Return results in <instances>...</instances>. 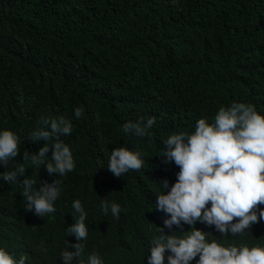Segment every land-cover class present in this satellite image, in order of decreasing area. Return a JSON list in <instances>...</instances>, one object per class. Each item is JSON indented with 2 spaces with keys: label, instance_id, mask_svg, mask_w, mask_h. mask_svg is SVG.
<instances>
[{
  "label": "trees",
  "instance_id": "16d2710c",
  "mask_svg": "<svg viewBox=\"0 0 264 264\" xmlns=\"http://www.w3.org/2000/svg\"><path fill=\"white\" fill-rule=\"evenodd\" d=\"M233 102L264 116V0H0V131L19 137L20 152L0 163V174L26 169L12 183L0 176V248L17 260L26 256V264H63L65 241L78 243L67 233L77 199L87 213L85 264L93 252L104 264H148L154 236L193 227L223 246L264 247V220L243 235L222 236L199 221L165 227L170 216L157 208V195L170 192L179 172L163 162L164 141L194 132L199 119L214 123L219 108ZM59 117L73 125L60 137L75 162L64 176L23 157L48 143L51 160V141L34 144L29 134L42 118ZM151 117L150 135L123 131L125 123L143 126ZM120 147L140 153L139 171L115 177L107 170ZM25 178L37 190L41 181L60 180L55 212L25 210ZM102 199L121 206L119 218L103 213Z\"/></svg>",
  "mask_w": 264,
  "mask_h": 264
},
{
  "label": "clouds",
  "instance_id": "9594fccd",
  "mask_svg": "<svg viewBox=\"0 0 264 264\" xmlns=\"http://www.w3.org/2000/svg\"><path fill=\"white\" fill-rule=\"evenodd\" d=\"M83 115L81 108L75 109V117ZM155 117L147 119L146 124L125 123L123 131L138 137L150 135L149 129L154 125ZM29 139L35 144L39 141H51L52 157L46 162L48 143L38 153L25 152V161L30 160L37 168L46 164L49 174L64 176L74 171L75 162L71 150L61 136L71 134L73 125L65 117L58 119H41ZM165 148L161 153L164 163L174 162L179 168L177 182L167 195H157V208L170 216L164 221L165 227L181 226V222L194 225L197 221L208 226H215L222 236L229 232L243 235L259 220H264V116L257 113L255 107L246 103L233 102L230 107H220L214 117V123L199 119L192 133L172 134L164 141ZM19 152V137L12 131H0V163L6 166L15 159ZM139 152L125 147L114 148L108 158V171L115 177H121L130 170L139 171L143 167ZM20 166L14 171L0 174L7 183L17 180L25 174ZM23 197L25 210L38 217L55 212L54 202L60 195V180L53 183L40 182L39 190L33 187L36 181L25 178ZM165 180L161 188L167 189ZM211 207H207L208 205ZM101 210L105 215L109 210L115 218L122 211L118 203L101 200ZM72 208L78 214L74 223L68 226L67 233L75 237L74 245L65 241L66 249L60 256L63 264H85L82 259L85 252V241L88 229L85 224L87 213L81 201L74 200ZM258 213V214H257ZM238 221V222H234ZM162 233L163 229H159ZM207 234L192 228L179 236L156 235L151 240L148 264H164L165 252L168 264H191L197 256V264H264V247L241 244L223 246L216 240L209 242ZM73 251L67 250L68 248ZM40 250L46 252L42 245ZM26 256L19 260L14 255L0 248V264H26ZM87 264H104L95 252L88 255Z\"/></svg>",
  "mask_w": 264,
  "mask_h": 264
}]
</instances>
